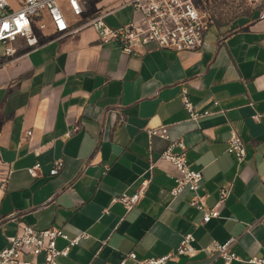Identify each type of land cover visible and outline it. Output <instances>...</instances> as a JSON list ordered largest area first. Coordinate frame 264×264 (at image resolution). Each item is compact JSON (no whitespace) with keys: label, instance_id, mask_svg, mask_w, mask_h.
Here are the masks:
<instances>
[{"label":"crops","instance_id":"0c3cea01","mask_svg":"<svg viewBox=\"0 0 264 264\" xmlns=\"http://www.w3.org/2000/svg\"><path fill=\"white\" fill-rule=\"evenodd\" d=\"M125 2L90 0L91 13L69 16L72 31L65 37L31 50L19 39L15 60H0V179L6 180L0 248L29 224L70 237L88 234L59 264H117L129 252L137 260L127 257L125 264H140L173 252L187 232L196 253L165 264H222L206 248L229 238L240 258L230 264L264 258V15L253 9L238 22L214 23L196 50L149 46L125 54L83 26L94 13L104 14L111 27L138 18ZM182 89L196 109L210 114L190 119ZM162 124L184 143L191 168L202 172L205 209L230 186L219 217L202 223L190 191L169 195L177 171L160 157L167 140L148 133ZM232 129L246 144L241 162L227 151ZM58 158L63 165L51 175ZM35 163L41 174L31 177L26 168ZM144 180L131 209L110 203ZM56 243L66 245L61 238Z\"/></svg>","mask_w":264,"mask_h":264},{"label":"built area","instance_id":"2783aa9c","mask_svg":"<svg viewBox=\"0 0 264 264\" xmlns=\"http://www.w3.org/2000/svg\"><path fill=\"white\" fill-rule=\"evenodd\" d=\"M214 2L218 0H126L125 4L140 13L138 18L111 27L104 22V14L99 13L89 16L83 26L93 27L102 44H114L125 54L135 53L149 46L172 51L196 50L202 46L208 27L215 23ZM246 2L253 9H260L261 14L264 15L263 0H246ZM89 5L90 0H0V60L3 64L15 60L19 39H22L31 50L51 39L65 37L72 31L69 16L81 18ZM48 29L49 34L45 33ZM38 31L43 32V36H40ZM181 101L190 119H198L210 114L208 110L200 111L193 106L186 89H182ZM252 118L258 120L259 114H253ZM30 133L31 131H27V134ZM148 133L167 140L160 157L170 162L177 171L175 184L169 190V195L175 198L184 191H190L193 195L189 204L202 211V223L219 217L220 205L230 192V186L221 187L218 190L216 203L205 209L204 199L207 194L200 192L202 172L191 168L185 156V145L182 140L171 139L166 124L150 128ZM227 151L234 155L237 162H241L246 154L245 142L233 129L227 139ZM62 165L63 160L56 159L50 174L58 173ZM26 170L31 177H38L41 174L39 163L27 167ZM147 182L144 180L140 188L132 194L122 193L119 196H112L110 203L120 202L126 210L131 209L141 197ZM5 189L6 180L0 179V191ZM107 211L106 208L104 212ZM87 237L86 232L70 237L59 228L36 229L29 224H22L0 248V264H59L60 256H66L72 246ZM58 238L66 241L64 247L57 246ZM194 240L193 233L187 232L181 237L173 252L139 260V263L165 264L174 256H193L196 253ZM233 241L234 238L223 242L214 241L206 250L220 257L222 264H230L232 260L240 259L230 248ZM127 257L137 260L135 252H129L117 264H125ZM248 262L264 264V258L251 257Z\"/></svg>","mask_w":264,"mask_h":264},{"label":"rangeland","instance_id":"374dc122","mask_svg":"<svg viewBox=\"0 0 264 264\" xmlns=\"http://www.w3.org/2000/svg\"><path fill=\"white\" fill-rule=\"evenodd\" d=\"M91 6L92 5L88 6L87 13L92 12ZM252 11L253 8L246 2V0H218V2H214L213 4L215 23L238 22L249 15Z\"/></svg>","mask_w":264,"mask_h":264}]
</instances>
